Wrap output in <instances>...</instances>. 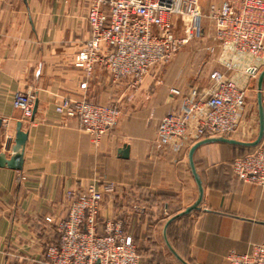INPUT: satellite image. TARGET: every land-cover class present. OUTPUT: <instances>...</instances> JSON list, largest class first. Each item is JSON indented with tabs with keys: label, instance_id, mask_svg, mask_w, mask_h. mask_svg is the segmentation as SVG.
Instances as JSON below:
<instances>
[{
	"label": "crops",
	"instance_id": "0c3cea01",
	"mask_svg": "<svg viewBox=\"0 0 264 264\" xmlns=\"http://www.w3.org/2000/svg\"><path fill=\"white\" fill-rule=\"evenodd\" d=\"M88 2L0 0V152L8 154L18 122L27 133L21 171L0 168V264H46L44 252L57 241L55 222L65 214L66 192L101 182L114 184L115 192L103 199L96 231L103 220H120L134 241L138 264H182L168 250L163 228L197 198L187 160L191 146L179 152L159 146V120L178 107L181 96L194 88L203 92L217 71L248 88L249 135L241 127L228 139L254 141L257 77L242 74L252 61L235 57L233 69L227 70L214 42L198 74L182 52L134 90L125 81H113L102 66L87 75L74 64L90 37ZM15 92L34 97L28 121L12 107ZM63 98L115 105L118 122L94 144L76 120L55 114L54 105ZM262 105L264 110V87ZM123 146L128 147L125 159L118 155ZM256 147H264V134L255 147L219 142L195 150L201 203L166 228L168 243L185 264H227L231 252L246 254L251 246L264 244V188L231 172L233 161Z\"/></svg>",
	"mask_w": 264,
	"mask_h": 264
},
{
	"label": "built area",
	"instance_id": "2783aa9c",
	"mask_svg": "<svg viewBox=\"0 0 264 264\" xmlns=\"http://www.w3.org/2000/svg\"><path fill=\"white\" fill-rule=\"evenodd\" d=\"M206 1L89 0L90 37L77 53L74 66L87 75L102 66L113 81H125L134 90L154 68L167 64L181 47L200 38L203 20H207L226 59L225 69H233V58L244 57L252 63L242 74L257 77L264 69V0ZM247 90L246 84L213 71L203 92L192 89L180 97L176 109L159 120L157 144L179 152L198 141L229 138L239 128H248ZM34 101L30 93L15 92L12 107L28 121ZM54 112L63 120H76L94 144L117 124L120 114L115 105L68 98L55 104ZM249 132L246 129V135ZM231 172L243 182L264 188V147L235 159ZM114 192L110 182L88 183L66 192L65 214L55 222L57 241L44 252L46 264H138L134 241L120 220H103L101 231H96L103 199ZM44 221L52 223L51 218ZM227 264H264V244L251 246L246 254L231 252Z\"/></svg>",
	"mask_w": 264,
	"mask_h": 264
},
{
	"label": "water",
	"instance_id": "95a60500",
	"mask_svg": "<svg viewBox=\"0 0 264 264\" xmlns=\"http://www.w3.org/2000/svg\"><path fill=\"white\" fill-rule=\"evenodd\" d=\"M23 2L25 3V0H23ZM263 79H264V69L259 72V74L257 75V80H256V104H257L258 134H257V137L254 141L245 143V142H240V141H236L233 139L217 137V138H209V139H204V140L198 141L189 148V151L187 154L188 167H189V170L191 172L192 178L196 184L197 198H196L195 202L192 205H190L189 207H187L183 212H181L180 214L169 219L163 228V238H164V241H165V244H166L168 250L182 264H185L184 261L176 254V252L173 250V248L170 246V244L167 241L166 228L170 224V222H172L177 217L189 214L190 212L197 210L200 203H201L202 195H203V189L201 186V181L199 179V176L195 170V166L193 163V154H194L195 150H197L199 147H201L204 144H208V143H219L220 142V143H226V144H230V145L243 146V147H255L259 144V142L261 141L263 134H264V110H263V105H262V83H263ZM35 107H36V104L34 103L32 113L34 112ZM1 123H2V120L0 119V126H1ZM21 127H22V125L20 122H18L15 125L13 141H12V144L10 146V150H9L8 154L0 152V168H6V169L14 170V171H21L22 165H23V155H24L25 145H26V141H27V133L23 132L21 130ZM118 155L120 158H123V159L127 158L128 147L123 146L118 151Z\"/></svg>",
	"mask_w": 264,
	"mask_h": 264
},
{
	"label": "rangeland",
	"instance_id": "374dc122",
	"mask_svg": "<svg viewBox=\"0 0 264 264\" xmlns=\"http://www.w3.org/2000/svg\"><path fill=\"white\" fill-rule=\"evenodd\" d=\"M202 3L206 4L207 1L202 0ZM203 28H204L203 35L200 38H197V39L189 42L187 45L181 47L176 53V54H178V53L186 52L189 55V57H191V58H189L190 61L192 59V61L189 62V64L191 63V67L189 69L192 68L193 74H195V72L198 74L199 70H201L202 63L204 62V60H206L207 58H209L211 56V50L207 51L206 48H209L210 46L212 47L213 43L214 42L216 43V41L214 39V35H213V27L210 24V22H208L207 20H203ZM182 33H183L182 29L179 28L177 34L180 36V35H182ZM209 43H212V44L209 45ZM166 65L167 64H165L163 66H157L152 71H154L156 69L163 71V69ZM254 82H255V80H254ZM252 98L254 99L253 93H252Z\"/></svg>",
	"mask_w": 264,
	"mask_h": 264
},
{
	"label": "trees",
	"instance_id": "16d2710c",
	"mask_svg": "<svg viewBox=\"0 0 264 264\" xmlns=\"http://www.w3.org/2000/svg\"><path fill=\"white\" fill-rule=\"evenodd\" d=\"M263 87H264V79H263V83H262V89H263ZM254 149H255V148H253V149H250L249 151H247V153H246V154H248V153L252 152ZM246 154H245V155H246ZM245 155H244V156H245ZM244 156H243V157H244ZM231 166H232V165H231Z\"/></svg>",
	"mask_w": 264,
	"mask_h": 264
}]
</instances>
